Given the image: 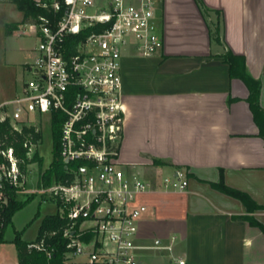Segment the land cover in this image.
<instances>
[{"label":"crops","instance_id":"obj_1","mask_svg":"<svg viewBox=\"0 0 264 264\" xmlns=\"http://www.w3.org/2000/svg\"><path fill=\"white\" fill-rule=\"evenodd\" d=\"M200 1L203 8L195 0H156L161 50L141 57L128 49L121 59L120 164L127 172L140 169L153 186L139 197L146 211L135 241L137 264H264V234L242 218L264 225V209L248 213L211 186L222 178L264 206V142L247 86L229 77L222 60L227 52L244 58L247 74L260 83L264 109V0ZM2 12L14 24L23 19L9 0H0ZM5 16L1 27L9 24ZM154 160L170 166L155 167ZM175 167L188 174L181 191L161 186L162 169ZM10 225L12 218L0 264H19L14 238L6 241Z\"/></svg>","mask_w":264,"mask_h":264},{"label":"built area","instance_id":"obj_2","mask_svg":"<svg viewBox=\"0 0 264 264\" xmlns=\"http://www.w3.org/2000/svg\"><path fill=\"white\" fill-rule=\"evenodd\" d=\"M36 5L50 14L18 31L37 41L23 66L30 78L0 102V244L11 201L37 196L54 205L51 215L64 225L26 243L29 253H42L50 264L57 251L51 240L59 237L65 241L62 264H137L141 247L135 241L146 211L139 197L153 186L120 164L121 59L128 49L141 57L161 50L156 0H38ZM82 33L87 35L77 39ZM54 121L60 123L64 175L46 184L45 169L39 170L36 187L29 189L30 167L41 158L43 124L52 129ZM15 142L21 144L17 149ZM161 186L184 190L187 173L173 169Z\"/></svg>","mask_w":264,"mask_h":264},{"label":"trees","instance_id":"obj_3","mask_svg":"<svg viewBox=\"0 0 264 264\" xmlns=\"http://www.w3.org/2000/svg\"><path fill=\"white\" fill-rule=\"evenodd\" d=\"M19 11L23 13V19L18 24H7L6 31H12L16 29L19 25L29 24L36 22L39 16L45 15L48 16L50 14V10L47 8H42L36 5L34 0H9ZM200 8H203L202 3L200 0H195ZM204 10V9H203ZM208 11V10H205ZM215 38L218 39L219 36V21L216 22L215 27ZM87 35V33H82L77 37V39H82ZM222 60L224 63L228 65V73L230 78H238L244 82L249 90V95L247 101L249 103L251 112L253 114V119L257 126L259 127V137L264 142V109H262L259 105V92H260V83L253 78H251L245 69V60L242 56L234 55L231 52H227L223 57ZM6 125V124H5ZM59 130H60V123L58 121H54L52 123V135H53V160L49 167L44 170L42 174V180L48 184L51 182L52 178L59 179L64 175L63 170V162L59 157ZM5 132L7 135L10 134V127L8 125L5 126ZM26 132L32 133V130H26ZM16 137V136H15ZM21 138V137H19ZM8 139H13L11 136H8ZM22 140V139H21ZM14 147L17 149L21 146L20 143H14ZM38 165L41 164L42 159L36 157ZM153 165L155 167H165L170 166L169 164L160 161L154 160ZM175 169H182L180 167H175ZM188 176V174H187ZM211 186L228 196H231L237 200H239L246 208L248 213H252L255 210L264 209V206L258 205L255 201H253L250 196L242 191L233 189L231 187L226 186L223 183L222 178L217 183H211ZM32 200V197L24 201H15L12 200L7 211H6V221L7 224H10L11 218L13 215L22 209L25 205H27ZM245 219L251 226L257 227L261 230L264 234V225L256 221L251 216L242 217ZM64 225V221L61 220L58 216L50 215L46 216L42 219L40 223V227L38 230V235L43 234L44 232H50L53 230H58ZM52 243H57V251L54 256V259L50 262V264H62V253L64 252V245L65 241L59 237L54 238L51 240ZM13 243L17 249L18 257H19V264H49L46 261L44 255L39 252H28L26 250V243L23 242L20 238V233L16 232Z\"/></svg>","mask_w":264,"mask_h":264},{"label":"rangeland","instance_id":"obj_4","mask_svg":"<svg viewBox=\"0 0 264 264\" xmlns=\"http://www.w3.org/2000/svg\"><path fill=\"white\" fill-rule=\"evenodd\" d=\"M5 15L9 18L7 21L9 24L15 21L10 13L5 12H2L0 19L7 18ZM19 19L21 20V18ZM18 28L16 34H10L6 31V25L4 27L0 26V101L11 97L13 93L20 90L23 81L30 78V74L24 71L23 66L32 59V50L37 41L28 35H18V31L23 29V25ZM52 145V131L48 122H45L42 127L41 144L38 148L42 162L40 165L34 164L30 167L32 172L28 175L31 180L28 183L29 189L36 187L35 181L39 170H44L51 164L54 157ZM162 170L161 175L163 178L170 176L171 172L169 170ZM141 172L140 169L137 171L136 175L139 178H143V173ZM21 201H24V198ZM55 210L53 204H44L39 197L34 196L27 205L13 215L12 225L7 230L6 241L8 243L12 241L15 231L21 232L22 241L34 240L42 219L54 214Z\"/></svg>","mask_w":264,"mask_h":264}]
</instances>
